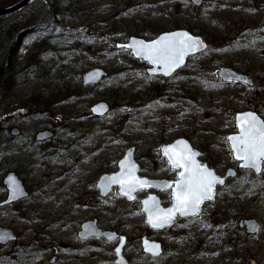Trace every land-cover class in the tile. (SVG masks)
I'll use <instances>...</instances> for the list:
<instances>
[{"label":"rangeland","instance_id":"rangeland-1","mask_svg":"<svg viewBox=\"0 0 264 264\" xmlns=\"http://www.w3.org/2000/svg\"><path fill=\"white\" fill-rule=\"evenodd\" d=\"M14 1L0 0V7ZM50 3L62 21L52 36L43 29ZM178 27L203 35L209 45L171 76L149 74L146 61L116 45L133 34L153 38ZM223 65L247 72L252 84L222 83L216 69ZM94 66L108 74L85 85L83 73ZM0 71L5 81L15 78L0 90V175L7 158L34 191L25 203L0 205V224L18 236L0 248V256L16 251L3 264L19 260L20 245L30 243L44 248L36 261L28 255L29 264H108L114 241L78 235L81 220L100 206L103 226L127 234L136 251L142 252L143 234L165 241L160 260L139 253L140 264H264V170L239 169L197 221L180 220L162 232L147 225L139 199H126L117 187L99 198L95 189L132 145L142 174L175 175L161 145L179 136L219 171L236 166L226 137L237 129L235 112L254 109L264 117V0H34L0 17ZM33 94L42 112L23 126L20 143H8L9 107ZM100 100L110 111L94 116L90 106ZM45 125L54 127L55 137L39 141L36 130ZM243 217L256 218L260 229L247 232L238 224Z\"/></svg>","mask_w":264,"mask_h":264},{"label":"water","instance_id":"water-1","mask_svg":"<svg viewBox=\"0 0 264 264\" xmlns=\"http://www.w3.org/2000/svg\"><path fill=\"white\" fill-rule=\"evenodd\" d=\"M34 0H16L13 3L2 6L0 7V17L6 16L9 14H12L14 12H17L23 8H25L27 5L32 3ZM195 4H201L203 0H192ZM180 41H184L185 45H187L190 41H194L198 44V47L195 48V50H190L184 53L183 61L179 64V66H169L166 67L163 64L159 63H153L149 59H146L143 54H138L137 49H141L144 46H150V45H155L157 47H163L165 44H173L179 49L180 47ZM118 47H126L130 49L131 53L133 54L134 57L136 58H142L144 61L148 63L147 71L150 74H161L164 76H171L172 74L175 73L176 70L181 68L182 66L185 65L188 57L192 54H195L197 52H200L204 49L207 48L208 44L207 41L205 40L204 36L201 34H197L189 30L188 28L185 27H178L174 29H169V30H164L158 33L156 36L153 38H146L140 35H130L128 40L126 41H118L116 43ZM107 70L103 66H94L89 68L83 73V83L85 85L88 84H94L98 83L101 81L106 75H107ZM217 75L223 79L226 80H235L238 82L250 84L252 83V79L250 75L246 72L237 70L236 68L232 66H222L217 70ZM91 110L94 115H105L107 112L110 110V105L107 101L105 100H100L95 102L91 106ZM253 114L255 115L259 121L264 122L263 116L256 110L253 109H248V110H243V111H237L235 114V122H236V127L237 130L233 132H229L227 134V139L229 137L233 136H239L241 134V120L240 118L245 116L246 114ZM168 117V116H167ZM51 135V132H47L42 135L43 138H47ZM229 146L232 149V155L235 158L236 157V150L232 148V142L228 139ZM187 148L188 150L191 151V153H194L191 158L194 160V164L189 165L190 172L191 173H196V166H200L202 170H206L207 172H210L213 177L218 179L219 181H222L223 184L226 180L227 177L235 175L237 169L234 167H229L224 174H219L215 168L209 167L208 163L202 162L200 159V154L201 150L197 147H195L192 142L185 136H179L174 138L171 142L168 143H163L161 145V151L162 154L164 155V150L169 149V148H176L177 152H180L182 149ZM165 156V155H164ZM166 157V156H165ZM168 164L171 166V163L166 157ZM236 159V158H235ZM238 167L239 168H245L242 165L244 164V161L238 160ZM122 163L128 164L130 167L134 166V176L136 178H139L140 180L150 182L152 186H145L143 188H137L136 191H133L130 193L132 197H136L137 191L144 189V188H151L153 186H156L158 188H163V185L165 183H170V182H165L161 183L162 181H165L163 178H154L148 175H141L139 172V163L135 158V146H130L126 149L125 154L120 158L119 163H118V169L112 172L104 173L101 175L99 181H98V186L101 188L103 193H107L112 186L117 185L119 188V191L121 194L124 195V191L126 190L125 187L121 185V183L113 182V178H121V177H126L127 169L122 168ZM172 167V166H171ZM264 166H262L263 169ZM178 170V178L174 181H178L180 179L179 177V172L183 171V169H177ZM254 171V170H253ZM255 172V171H254ZM262 172V171H261ZM261 172H255L256 174H259ZM188 175V173H186ZM131 179L130 177L126 178L125 183L128 182V180ZM5 181L8 182L10 185V194L8 199L4 203H8L13 200H17L19 198H22L26 196L27 190L25 189V186L23 184V181L21 178L17 176L16 173L11 172L5 176ZM218 183H215L212 187V199L215 198V188ZM174 190V188H173ZM126 196L127 199H130L129 196ZM152 196V195H151ZM151 196H148L142 200V209L145 212L146 216V222L152 227L151 223L149 222L150 219V213H154L157 208L161 211L170 209L174 206L175 201L169 206L164 207L161 205V203L158 202V200L155 202V204L152 205V198ZM207 200V199H206ZM145 201L148 203L145 204ZM151 201V202H150ZM205 201V200H204ZM203 201V202H204ZM199 206V211L201 208V205ZM199 213V212H198ZM178 214H176L175 219ZM182 216V215H181ZM188 216H193V215H188ZM175 221V220H174ZM173 224V223H172ZM170 224V225H172ZM168 225V226H170ZM240 226H245L247 232H255L259 230L260 228V223L259 221L254 218V217H249V218H243L239 221ZM162 228V227H160ZM79 234L83 238H88L93 235H99V236H106L107 238H114L116 237L118 232L114 230H104L101 229L97 226H94V223L92 224L90 221H87L83 224V228L80 230ZM121 236V241L118 243V245L115 247V252L117 256V262L121 264H126L125 259L122 257V245H123V240L125 235H120ZM0 242H7L9 240H12L15 238V234L13 230L7 227H2L0 226ZM142 245H143V250L145 252H149L153 255H159L162 252V243L161 241L151 239L147 237L146 235L142 236ZM153 245L158 246L157 249H154L153 251H149L148 249L151 248ZM120 249L119 253H117V249Z\"/></svg>","mask_w":264,"mask_h":264},{"label":"snow or ice","instance_id":"snow-or-ice-1","mask_svg":"<svg viewBox=\"0 0 264 264\" xmlns=\"http://www.w3.org/2000/svg\"><path fill=\"white\" fill-rule=\"evenodd\" d=\"M179 43V49L173 44H165L163 47L150 45L137 49V53L143 54L146 59L153 63L163 64L166 67L179 66L183 61L184 53L198 47L194 41H190L187 45L184 41ZM240 120L241 134L228 138L232 142V148L236 150L235 158L244 161L243 167L261 172L264 170L262 169L264 166V122L259 121L255 115L250 113L241 117ZM164 155L168 157L173 169H183V171L179 172L180 179L175 182L174 190L171 193L175 201L174 206L164 211L157 208L154 213H150L149 222L154 228L172 224L176 214L182 216L197 215L200 204L206 199H212L213 185L222 183L198 165L196 166V173H191L189 165L195 163L191 158L195 154L186 147L180 152H177L176 148L165 149ZM121 166L127 169L126 177H114L113 182L121 183L126 189L124 195L129 196L130 199H134L130 193L136 191L138 187L152 186L150 182L134 176V166L130 167L125 163H122ZM127 177L131 179L125 183ZM163 188H173V184L165 183ZM147 203L145 201V204ZM157 248L158 246L153 245L148 250L153 251ZM116 251L119 253L120 249L118 248Z\"/></svg>","mask_w":264,"mask_h":264},{"label":"flooded vegetation","instance_id":"flooded-vegetation-1","mask_svg":"<svg viewBox=\"0 0 264 264\" xmlns=\"http://www.w3.org/2000/svg\"><path fill=\"white\" fill-rule=\"evenodd\" d=\"M34 27L35 28L40 27L42 29V25H40V23L35 24ZM13 44H15V42L10 43V46H13ZM218 79L222 83H226V84H237L238 83V82H235V81L223 80V79H221L219 77H218ZM238 84H241V83H238ZM40 103H41V101L39 100L38 94H33L26 101L21 102L16 107H13V106L9 107V111L6 113V117H5V120H6L5 130H6L7 137H9V139L7 140L8 143L13 141V140H16V141H18V143H20V141L23 139V134L25 132L23 126L28 122V119L30 121H32V120L35 119V117L38 115L39 112H42ZM25 106L35 108V109H33V111H31V113H32L31 116H27L24 113L25 112L24 110H27V107H25ZM47 132H51V135L49 137H47V138H43L42 135L47 133ZM54 137H55V129H54L53 126L45 125L43 128H38L36 130V138L39 141H48V140H51ZM5 160H6V163H7L8 167H7V170L4 172V174L0 175V205L1 206L2 205L11 206V205L19 204V203H25V200L30 199L31 196H32V193L34 191L32 192V189L27 185V183H26L27 179H25L23 177V175H22V173L24 174V171H22V169H20V168L19 169H17V168L16 169H12L11 161L9 159H7V158ZM203 161H207V160H203ZM207 162H208L210 167H213V168L217 169L215 166L210 164L209 161H207ZM171 169H172V167H171ZM172 171H174L175 175L163 174V175H150V176L154 177V178H163V179H165V181H162L161 183L170 182V183L173 184V188H174V181L177 179L178 171L174 170V169H172ZM217 171L219 173L223 174L226 170L222 172V171H219L217 169ZM11 172L16 173L17 176L22 179L23 184H24L25 189L27 190L28 194L26 196L22 197V198L17 199V200H13V201H10L8 203H4L8 199L9 194H10V185L8 184L7 181H5V176L7 174L11 173ZM100 176H99V178L97 180L95 189L97 191V195H98L99 198H105L108 195V193H110L114 189V187H116V186H113L107 193H103L101 188L98 186V181L100 179ZM223 185H217L216 186L215 198L213 200H205L203 202V204L201 205V208H200V211H199L198 215H196V216H181V215L178 214L176 219H175V222L172 225L165 226V227H162V228H154V227H151L148 224L147 225L150 228L154 229V230L162 232V231L168 230V229L176 226V224L180 220L193 221V222L197 221L198 217L205 212V207H206V205L208 203L209 204L211 203L213 205L216 203V200H217V197H218L219 188H220V186H223ZM173 188L164 189V188H158L156 186H153L151 188L140 190L139 192H137V195H136L135 199H139L140 203L142 204V200L144 198L152 195L151 196V197H153L152 198V205L155 204V202L158 200V202L161 203V205L166 207V206L171 205L173 203V201H174V198L171 195V193L173 192ZM89 201H90V199H89ZM100 207H101L100 209H96L95 210V212L93 213L92 216H87V217H85V218H83L81 220V226H80V229L78 230L79 237L82 238V236L79 234V232L83 228V224L85 222H87V221H90L92 224L94 223V226L101 227L103 229L116 230L120 234H125V233L121 232L119 230V228H116V227L107 228V227L103 226L102 220H104V218L102 216V210L101 209H104V208H102V206H100ZM243 218H246V217H243ZM243 218H241V219H243ZM238 224H239V222H238ZM0 226L10 228L11 230H13V232L15 234V238L13 240H10V241H7V242H0V248L4 247L6 245L11 246L15 242L14 240H16L17 237H18L17 233L11 227L4 226V225H1V224H0ZM240 227H244V226H240ZM143 235H141V237H140L141 247H142V236ZM93 237H95V236H93ZM102 237H104V236H102ZM148 237H150V236H148ZM150 238L154 239V240L161 241V243H162V252L159 255H153V254H151L149 252H145L143 250V247H142V252L141 251H136L134 243H131L128 235L125 234V237H124V240H123L124 242H123V245H122V257L125 259V263L126 264H140L139 258H138V261H136V259H135V256L139 255V253L142 254L145 257L149 256L150 258H152L154 260H160L166 254V252L168 251V248H167V246L165 244V241L163 239H160V238H157V237H150ZM112 241L115 242V246H116L121 241V237L117 236L116 238L112 239ZM16 242H17V244H20V243H18L19 242L18 240ZM30 244L31 245H26V244L25 245H20V246H22V248H24V250H23V252H22V254L20 256V259L19 260H15L14 259L12 264H29L31 260L28 258V255H29V257L35 255V261H36V259L38 258V253L40 252V250H42L44 248V245L41 244V245H38V246H34L32 243H30ZM27 246H29L30 248H33V249L28 250V249H26ZM115 246L113 248L114 249V254H115ZM14 252H16V251H12V250L10 252L7 251L6 253H4L5 255L0 256V264H3L5 262H7L8 257L11 254H13ZM56 259H57V255L54 253L51 256V258H50V262L54 263L56 261ZM107 262H108V264L109 263L121 264V263L117 262V256L116 255H115L114 259L108 260ZM80 264H89V263L80 262ZM244 264H246V263H244Z\"/></svg>","mask_w":264,"mask_h":264},{"label":"trees","instance_id":"trees-1","mask_svg":"<svg viewBox=\"0 0 264 264\" xmlns=\"http://www.w3.org/2000/svg\"><path fill=\"white\" fill-rule=\"evenodd\" d=\"M76 3H77V1H76ZM48 9L50 10L49 11L50 12V15L48 16L49 19L46 18L43 21L44 22L43 23V29H44V32H47L48 35H51L52 36V34H54L56 30H59L60 29V27H61V23L60 22H62V21L61 20H58L59 17L57 15V12H56V9H55V4L50 3L48 5ZM59 10H61V9L59 8ZM0 74H1V71H0ZM13 76H14V74H10L7 77L9 79L8 80L6 79V81H5V78H1L0 77V90L3 91V93L7 90L6 89V86H5V83H9L10 82V84H11V82H13V79H14Z\"/></svg>","mask_w":264,"mask_h":264}]
</instances>
